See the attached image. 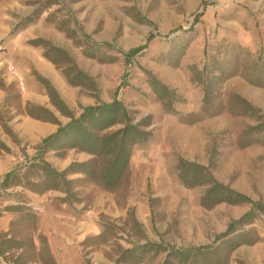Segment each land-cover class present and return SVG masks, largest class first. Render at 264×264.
Instances as JSON below:
<instances>
[{"label": "rangeland", "instance_id": "obj_1", "mask_svg": "<svg viewBox=\"0 0 264 264\" xmlns=\"http://www.w3.org/2000/svg\"><path fill=\"white\" fill-rule=\"evenodd\" d=\"M22 2L31 11L13 14L16 19L13 29L18 26V30L27 29L35 24L52 29L57 38H40L65 48L95 81V84L90 79L81 85L71 84L63 72V67L71 62L56 64L45 55L46 49L41 45L44 61L54 63L58 78L64 81L63 92L77 102L73 108L76 114L98 98L111 101L125 76L129 85L120 87L118 98L136 120L151 113L154 133L134 145L128 176L116 188H107L97 177L74 172L67 174L75 179L67 189L65 183H56L30 164L41 142L35 121L43 119L29 114L27 107L39 104L42 88L37 92L32 87L25 89L18 67L11 68L18 82H6L1 69L0 87L4 91H0V256L3 259L14 264H61L49 237L71 234V230L76 231V240L72 242L69 235L67 245L75 243L86 259L103 264L116 262L124 248L146 242L161 243L162 250L156 251V246H152L141 260L128 257L121 264H164L165 248L170 245L212 244L215 235L225 230L232 218L248 210L251 203L203 206L201 196L207 186H188L183 182L178 168L180 157L206 164L222 182L253 199H264V47L254 54L221 36L219 27L228 25L226 20H231L234 14L222 13L219 9L222 0ZM202 11L199 22L194 24L195 14ZM29 16L35 19L26 24ZM152 30L159 35L130 62L116 49L96 44L108 41L128 50L144 43ZM204 35L208 54L203 51ZM189 40L181 59L168 62L170 47L178 48ZM96 50L118 57L112 62L100 61L93 55ZM50 56L54 57V52ZM205 65L207 72L203 75ZM35 68L33 65V71ZM195 68L200 70L203 80L207 75L219 74L213 84L216 97L210 107H204V87L197 80ZM145 69L178 90L181 98L175 101L174 110L168 109L156 95ZM238 73L241 77L234 78ZM250 80L258 89H249ZM249 94L260 105L250 100ZM30 95L36 96V100L30 99ZM62 118L66 121L68 116L63 114ZM93 157L77 148L64 152L50 150L45 154L59 170L73 161ZM10 170H13L11 181L2 183L4 174ZM253 226L258 241L242 244L228 255L224 252L221 264H250L262 255L259 253L264 252V214ZM259 259L264 262V254ZM174 261L182 264L178 259Z\"/></svg>", "mask_w": 264, "mask_h": 264}, {"label": "trees", "instance_id": "obj_2", "mask_svg": "<svg viewBox=\"0 0 264 264\" xmlns=\"http://www.w3.org/2000/svg\"><path fill=\"white\" fill-rule=\"evenodd\" d=\"M201 15V12L195 15L194 24L200 20ZM34 19L32 16L27 17L25 19L26 24L33 22ZM143 20L153 23L152 20L147 18H143ZM193 27L191 25L190 29L193 30ZM18 28L19 26L13 31L18 30ZM157 35L159 33L151 31L144 43L128 50L117 47L114 43L108 41L96 42V44L97 47L104 45L108 49H116L124 55L126 62H130L135 55L148 47L151 40ZM224 39L237 44L226 37ZM29 42L34 45H43L46 49L45 55L56 64L70 61L71 64L63 67V72L71 84L81 85L87 79H90L95 84L93 77L77 65L65 48L40 37L31 39ZM189 42L191 41L189 40L178 48L170 47L171 53L167 61L170 62L174 59L178 62L185 54L190 44ZM51 52H54V57L50 56ZM205 53L208 54L207 46L205 47ZM93 55L97 56L100 61L110 62L115 61L118 57L115 54L100 53L97 50ZM197 69L195 68L199 76L197 80L201 81L204 87V107H210L214 104V97H216L213 84L216 79L220 78L219 74L217 76L207 75L204 78L205 80H203L201 75L207 72L206 65L202 74ZM145 72L149 76L150 85L156 95L164 100L168 109L174 110L175 101L181 98L178 95V90L164 83L152 70L145 69ZM34 73L47 89L52 103L62 114L70 117V120L62 123L54 111L44 105L30 104L27 107L29 114L58 124V128L54 132L42 138L36 154L31 157L32 161L30 164L37 166L56 183H65L67 189H69V183L75 180L74 178H68L67 174L74 172H83L90 177H97L107 188L119 186L128 176L134 145L148 140L154 133V120L151 113L142 115L136 120L134 113L123 100L118 98L117 94L120 87L129 85L125 80V76L111 101H104L98 98L96 103L83 106L81 112L76 114L48 77L36 70ZM70 148L86 151L94 155V157L83 161H73L63 170H59L45 158V154L50 150L64 152ZM178 168L180 178L188 186H207L206 191L201 196L203 206L211 208L220 202L234 204L248 202L251 203V207L239 217L232 218L228 222L226 229L215 235L212 244L192 247L168 246L165 248L167 256L164 264H175L174 259H178L182 264H221L224 252L228 255L242 244H253L258 241L259 236L253 223L264 214V199H253L230 184L222 182L206 164L180 157ZM12 177L13 170L6 172L2 183H9ZM131 213L134 217V212L132 211ZM152 246H156V251L162 250L161 243L146 242L141 246L134 245L124 248L121 256L113 264H121V261L129 259L128 257L141 260ZM87 260L89 264H103L93 263L90 259Z\"/></svg>", "mask_w": 264, "mask_h": 264}, {"label": "crops", "instance_id": "obj_3", "mask_svg": "<svg viewBox=\"0 0 264 264\" xmlns=\"http://www.w3.org/2000/svg\"><path fill=\"white\" fill-rule=\"evenodd\" d=\"M219 9L222 10V13H229V11L234 13L231 20H226L228 25L219 27L222 30V32H220L222 37H226L248 48L254 54L264 47V0H222ZM30 11V8H27L22 0H0V45L3 49L0 51V70H4L1 75H3L4 81L6 82H11L12 80L18 82L16 75L14 73L12 74L11 68H16V70L17 67L20 68V74L24 77L25 89L30 90V87H32L31 90L37 92L39 88H42V99L39 100L38 103L53 110L59 120L62 123H66L70 120V117H68L66 121L63 120V114L52 103L47 89L37 79L33 71V65L37 68H35L36 71L38 70L40 74L48 77L52 81L61 96L72 109L75 108L77 102L74 98H67L66 94L63 92L65 86L64 81L62 78H58V71L55 64L44 61L41 56L44 51L43 47L29 42V40L36 37L57 38V35L52 29L36 26L37 24L27 29L13 31V26L16 22L13 14H25ZM201 13L203 14V11ZM200 17H202V15ZM35 26L36 28H34ZM156 37H154V39ZM204 38L205 43L203 44V51H205L206 47L205 35ZM189 49L191 50V47ZM22 65L24 66L22 67ZM238 76L241 77V73L236 74L234 78ZM248 87L250 90L258 89L257 86L254 88L251 81H249ZM1 90L4 91L2 87H0V91ZM29 97L32 100H36V96L34 95H30ZM248 98L255 104L260 105L258 100L251 96V94L248 95ZM94 103L96 102L89 104ZM35 125L36 133L41 137V140L58 128L57 123L46 120H36ZM6 217L7 216H4V218ZM69 235L73 239L72 242H75L77 235L74 230H71V234L66 232V234L59 233V235H50L49 237L50 245L55 252L57 260L61 264H89L88 260L80 252L78 245H75V243H72L70 247L67 245L70 242ZM253 247L258 249L259 246L255 245ZM260 254L263 255L264 252H260L259 255ZM262 255L259 256V258H261ZM259 258L254 263L250 261V264H264L262 259ZM0 264H2L1 259Z\"/></svg>", "mask_w": 264, "mask_h": 264}, {"label": "built area", "instance_id": "obj_4", "mask_svg": "<svg viewBox=\"0 0 264 264\" xmlns=\"http://www.w3.org/2000/svg\"><path fill=\"white\" fill-rule=\"evenodd\" d=\"M1 257V260H2V264H14L12 261L8 260V259H3L2 256Z\"/></svg>", "mask_w": 264, "mask_h": 264}]
</instances>
